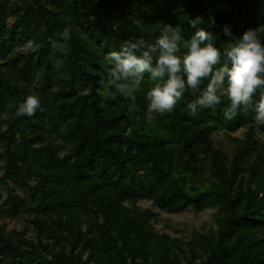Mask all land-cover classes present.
<instances>
[{
    "label": "trees",
    "instance_id": "trees-1",
    "mask_svg": "<svg viewBox=\"0 0 264 264\" xmlns=\"http://www.w3.org/2000/svg\"><path fill=\"white\" fill-rule=\"evenodd\" d=\"M197 17L223 54L264 27V0H0V264H264V125L254 111L226 120L224 97L191 117L186 92L147 124L107 83L105 54L154 40L164 24L191 39ZM154 83L145 73L141 114ZM29 95L42 110L17 118ZM154 208L214 209L216 227L176 238L156 229Z\"/></svg>",
    "mask_w": 264,
    "mask_h": 264
},
{
    "label": "clouds",
    "instance_id": "clouds-1",
    "mask_svg": "<svg viewBox=\"0 0 264 264\" xmlns=\"http://www.w3.org/2000/svg\"><path fill=\"white\" fill-rule=\"evenodd\" d=\"M136 23L142 24L139 20ZM189 23L198 28L203 20L197 17ZM182 31L180 25L164 24L154 40L141 37L127 41L119 51L104 55L107 83L130 101L128 115L152 124L157 117L172 113L185 93L190 92L194 97L187 105L191 117L203 109H215L226 97L229 102L223 112L226 120H232L238 112L251 110L255 113V123L264 125V41L261 39L264 27L248 30L242 40L229 44L223 54L215 46L217 37L212 32L198 28L191 39H185ZM222 31L232 36L229 26ZM60 36L64 41L69 40L70 29L66 27ZM52 46L56 47L55 41ZM25 47L31 49L32 42H27ZM181 48L186 50L183 55H179ZM145 73L155 83L146 93L147 106L141 114L136 93L141 89ZM257 93L258 100H254ZM37 110H42L39 97L29 95L17 106L15 116L33 117Z\"/></svg>",
    "mask_w": 264,
    "mask_h": 264
},
{
    "label": "rangeland",
    "instance_id": "rangeland-1",
    "mask_svg": "<svg viewBox=\"0 0 264 264\" xmlns=\"http://www.w3.org/2000/svg\"><path fill=\"white\" fill-rule=\"evenodd\" d=\"M240 131L233 134V137H242ZM217 146L222 147L224 150L231 152L234 149V145L230 139L227 138L224 132H219L214 135ZM1 175V170H0ZM142 207L151 208L152 204L149 202H142ZM156 212H159L160 216L156 223V229L160 232H167L173 237L181 239H189L195 233H207L211 229L216 227L214 214L215 210H205L202 212H196L192 209L187 210L182 214H171L167 212H161L154 208ZM9 226L12 228L13 223Z\"/></svg>",
    "mask_w": 264,
    "mask_h": 264
}]
</instances>
